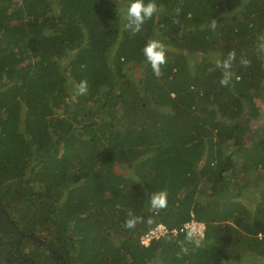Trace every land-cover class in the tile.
Returning a JSON list of instances; mask_svg holds the SVG:
<instances>
[{"label": "trees", "instance_id": "16d2710c", "mask_svg": "<svg viewBox=\"0 0 264 264\" xmlns=\"http://www.w3.org/2000/svg\"><path fill=\"white\" fill-rule=\"evenodd\" d=\"M131 2L0 0V264H264V0H155L135 35Z\"/></svg>", "mask_w": 264, "mask_h": 264}, {"label": "clouds", "instance_id": "9594fccd", "mask_svg": "<svg viewBox=\"0 0 264 264\" xmlns=\"http://www.w3.org/2000/svg\"><path fill=\"white\" fill-rule=\"evenodd\" d=\"M159 10L160 9L155 3V0H149L147 4H145L144 0H133V2H131L126 8L122 16L123 20L126 21L123 25L124 29L129 31L132 35L139 33L145 22L157 14ZM210 27L213 30L217 27V21L215 19H212ZM143 55L147 63L150 65L154 76L157 78L162 76V66L167 62L165 45L159 40L150 39L143 48ZM234 60L235 52L232 51L228 53L226 59L222 61L217 60L216 62L217 68L221 69V79L219 80V84L222 87L228 86L232 82L233 78L237 80L239 79V76L231 70ZM249 63L250 62L247 60L242 61L244 67L249 66ZM87 92L88 82L87 80H81L79 84L76 85V95H86ZM148 204L150 209L156 214H159L161 210H165L168 206L167 191L161 190L152 192L148 198ZM138 223H147L148 225H151L154 223V220L152 217H148L147 220H145L144 217L136 216L133 215L132 212H129L128 218L124 222V227L128 230H132ZM259 234L264 236V232H260ZM195 236L196 232L189 230L185 234V241L191 243ZM181 251L186 252L187 249L182 247Z\"/></svg>", "mask_w": 264, "mask_h": 264}, {"label": "built area", "instance_id": "2783aa9c", "mask_svg": "<svg viewBox=\"0 0 264 264\" xmlns=\"http://www.w3.org/2000/svg\"><path fill=\"white\" fill-rule=\"evenodd\" d=\"M185 229L193 230L196 232V236H202L204 231V225L195 223L194 221L187 223L184 225ZM168 232L167 228L163 225H157L152 230L148 231L147 233L143 234L140 237V244L142 246H148L151 240L158 239L160 236L165 235ZM172 232L175 234L177 231L174 229Z\"/></svg>", "mask_w": 264, "mask_h": 264}, {"label": "rangeland", "instance_id": "374dc122", "mask_svg": "<svg viewBox=\"0 0 264 264\" xmlns=\"http://www.w3.org/2000/svg\"><path fill=\"white\" fill-rule=\"evenodd\" d=\"M257 108L260 111V113L264 115V101L261 102L260 100H258L257 101ZM261 121L262 120L258 121L257 123H261ZM254 123H255V121H253V124Z\"/></svg>", "mask_w": 264, "mask_h": 264}, {"label": "water", "instance_id": "95a60500", "mask_svg": "<svg viewBox=\"0 0 264 264\" xmlns=\"http://www.w3.org/2000/svg\"><path fill=\"white\" fill-rule=\"evenodd\" d=\"M29 237H32L31 235H29ZM34 238V237H33ZM34 239H36V238H34Z\"/></svg>", "mask_w": 264, "mask_h": 264}]
</instances>
